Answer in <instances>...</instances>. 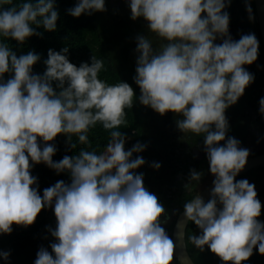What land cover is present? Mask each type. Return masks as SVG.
I'll use <instances>...</instances> for the list:
<instances>
[{"label":"trees","instance_id":"obj_1","mask_svg":"<svg viewBox=\"0 0 264 264\" xmlns=\"http://www.w3.org/2000/svg\"><path fill=\"white\" fill-rule=\"evenodd\" d=\"M104 25L84 0H0V258L6 262H31L30 249L52 229L49 199L58 201L64 231L83 229L92 214L97 219L94 208L136 151L126 152V141L145 134L144 110L129 97L135 79L159 95L157 108L179 93L181 71L172 61L157 70L161 60L142 49L133 58L123 48L126 29L113 33ZM183 59L179 53V64ZM259 146L250 156L264 153V142ZM191 195L181 193L180 204ZM218 264H264V187L250 208L224 217Z\"/></svg>","mask_w":264,"mask_h":264},{"label":"flooded vegetation","instance_id":"obj_2","mask_svg":"<svg viewBox=\"0 0 264 264\" xmlns=\"http://www.w3.org/2000/svg\"><path fill=\"white\" fill-rule=\"evenodd\" d=\"M91 1L101 10L104 6L112 9V32L126 29L127 51L133 58L142 49L145 57L161 60L155 65L157 70L170 60L181 71L175 101L163 102L168 107L161 102L157 108L153 103L159 95L149 94L150 86L135 79L129 97L144 110L145 134H139L142 140L138 142L129 140V150L135 147L136 151L110 195L94 208L97 227L92 235H100V241L108 235L107 243H115L118 249L134 246L141 252L126 253L116 264H157L156 260H162L156 257L168 253L167 229L175 218L174 210L179 212V195L195 194L192 201L201 182L209 184L204 180V168L213 166L220 140L233 139L244 146L250 131L253 139L263 134L262 35L253 5L249 10L252 0H84L87 11L94 15L97 11H91ZM179 53L184 56L180 64ZM212 86L213 92L206 93ZM188 203L182 201V211ZM209 205L212 201L199 216ZM187 229H194L195 242L198 227L191 228L189 223ZM82 233L83 229L64 231L63 227L45 231L43 246L37 247L51 257L45 252L36 256L32 251L40 259L28 264H87L88 257L76 254ZM214 233L211 230L204 236L211 241ZM202 248L209 246L199 244L198 255ZM144 249H148L145 257Z\"/></svg>","mask_w":264,"mask_h":264},{"label":"rangeland","instance_id":"obj_3","mask_svg":"<svg viewBox=\"0 0 264 264\" xmlns=\"http://www.w3.org/2000/svg\"><path fill=\"white\" fill-rule=\"evenodd\" d=\"M89 5L92 6L91 11L92 9L95 8L97 12L94 13V15L96 16L100 15L102 22L105 24L104 26H108L109 29H111L113 27V19L110 18V11H112V9L110 7L107 8L104 6L103 9L101 10L97 6V4H95V2L93 1H91ZM117 38L121 40L120 37H117ZM127 46L128 44L126 43L123 48L127 49ZM161 74L163 75V73ZM161 74H159L158 76L159 80H160ZM213 90H214V86L210 87L206 93H212ZM261 129L263 130V134L260 136H256L258 137V139H253V137L249 135V134H252L253 132L250 131L249 134H247V140L244 146L243 144L239 145L241 142H238V143L234 142L235 140L233 139L222 138L217 148V153L213 157V161H212L213 166L209 167V165H206V167L204 168V174L206 175L205 177L206 181H210L215 176L216 172L213 169L217 168L220 162L224 163L225 166L228 167L248 157L253 150H257L260 147L259 144H262L264 142V127L261 126ZM130 147H131V144L126 143L125 151L127 152L130 149ZM258 175L261 176V180L256 184H254V182L250 178H245L242 181L241 186L243 190L239 188L241 191H243L242 196L239 195L238 197H232V198H228L224 196L216 204L209 205L207 208H205L202 214L198 218H195L193 220V225L198 222L197 223L198 224L197 227L199 229L198 235L204 237V235H206V232H209L211 230L213 231L217 230L218 227L220 226L221 219L224 215L236 213L240 209L250 208L251 196L264 185V171L258 172ZM206 185H207L206 182L201 183L199 190H202ZM57 203L58 201L53 200V199L47 200L48 211H49L48 216H47V223L52 228V231L54 230L56 231L58 228L63 227L64 223L66 222V219L64 215L62 214L60 208L58 207ZM202 229H204L205 232H203ZM106 238H109V236L107 235L106 237H103L102 242L107 247L108 243H107ZM100 239H101V236L96 235V234L91 235L89 238H86L85 239L86 245L84 247H80V248L78 247L79 251L76 254H81L82 257H88L87 264H116L118 260L120 259V257L125 253V250L122 247L120 249H116V247L110 249L108 251L107 257L104 259L105 261L95 262L89 256V253H93L95 251H97L98 253L99 250H101L102 244L100 242ZM44 240H45V237L42 236L40 240V244L42 243L41 246H43ZM215 240H216V243H218L217 232L215 234ZM164 243L165 242L162 241L161 245ZM127 248L130 249V246H127ZM31 249H33V252L36 254V256L45 252L46 256L51 257V254L44 251L43 248L41 247H34ZM31 249H30L28 260L31 259V261H33L35 259L36 261L37 258H35L33 254H31ZM216 252L217 250H215L212 245L209 246V248H206L205 250H203V248L201 249V253L203 254L202 258L206 261L207 264H216V259H214L215 257L212 258V254H216ZM49 257L47 258L53 261V259ZM21 262H24V261H21ZM0 264H9V262H6V260L0 258ZM15 264H17L16 261H15ZM81 264H85V262H82Z\"/></svg>","mask_w":264,"mask_h":264},{"label":"water","instance_id":"obj_4","mask_svg":"<svg viewBox=\"0 0 264 264\" xmlns=\"http://www.w3.org/2000/svg\"><path fill=\"white\" fill-rule=\"evenodd\" d=\"M251 5L254 7L255 17L257 18L258 27L262 35L263 47H264V0H252V3H248L249 10H251ZM264 165V153L262 155L256 156L244 162H240L236 167L232 168L230 171L223 174L219 179L214 181L211 187H208L201 193H199L196 198L186 207V209L179 215L177 218L173 232H172V244L170 246L173 248L172 253L175 256V259L178 264H194L193 260L189 256L186 244H185V228L190 220L193 217L194 212H196L200 207L204 206L207 201L214 196L218 189L225 186L227 183L235 179L241 172L244 170L250 169L254 166H263ZM127 211V215H128ZM91 220L87 223L86 227L83 228V233L79 235V248L86 245L85 239L89 238L93 232V228L96 225V221L93 219V214L90 217ZM93 219V220H92ZM118 221V219H117ZM121 227H124L121 225ZM115 231L119 232V226L115 224ZM111 238H114L113 236ZM101 250L93 253H89L91 259L95 262L105 261L108 251L115 246V243H108L106 247L102 241ZM171 252V250H170Z\"/></svg>","mask_w":264,"mask_h":264},{"label":"clouds","instance_id":"obj_5","mask_svg":"<svg viewBox=\"0 0 264 264\" xmlns=\"http://www.w3.org/2000/svg\"><path fill=\"white\" fill-rule=\"evenodd\" d=\"M263 91V98H264V90H262ZM129 142V141H128ZM127 141H126V143H128ZM263 154V153H262ZM262 154H259V155H262ZM259 155H256V156H259ZM232 157V156H231ZM230 157V158H231ZM255 156H248V157H246L245 159H242V161H239V162H237L236 164H232V165H230V166H228V167H226L225 166V164L224 163H222V162H220L219 163V165L217 166V168H215V169H213V170H215V172H216V174H215V176L210 180V181H207V182H209V184H207L202 190H198V192L196 193L197 195L199 194V193H201L202 191H204L205 189H207L208 187H211V185H212V183L214 182V181H216L217 179H219V177H221L223 174H225L226 172H228V171H230L232 168H234V167H236L240 162H244V161H246V160H249V159H251V158H254ZM261 171H264V165L263 166H254V167H252V168H250V169H247V170H244L243 172H241L235 179H233L232 181H230L229 183H227L225 186H223L222 188H220V189H218L217 190V192H216V194L214 195V196H212L211 198H210V200L209 201H207V203L204 205V206H202V207H200L196 212H194V214H193V217H191L190 218V220H189V222H188V224H187V226L189 225V223H191V228L194 226V227H196V226H198V224H194L193 225V220L195 219V218H198L199 217V212L203 209V207H205L206 205H208L209 204V202H211L212 201V203L213 204H216L221 198H223L224 196H226V197H228V198H232V197H238L239 195L240 196H242V192L243 191H241L239 188H241L242 190H243V188H242V186H241V184H242V181L245 179V178H250V179H252V181L254 182V184H256V183H258L260 180H261V176H259L258 175V172H261ZM205 175V174H204ZM205 177H206V175H205ZM205 181H206V179H204ZM212 181V182H211ZM201 183H204L203 181L201 182ZM233 183H236L235 184V186L233 187V188H231V186H232V184ZM241 186V187H240ZM264 187V185L257 191V192H255L252 196H251V199H250V202L252 201V199H253V197H255L259 192H260V190L262 189ZM167 188V187H166ZM164 190V189H163ZM161 192H163V191H161ZM229 192H231V194H229ZM220 194V195H219ZM193 195H195V194H193ZM169 197H171V195H168ZM190 198V197H189ZM192 199V198H191ZM190 199V200H191ZM190 200H188V202L190 201ZM184 202H185V200H183ZM193 201V200H192ZM192 201H190L189 203H188V205L192 202ZM177 202H178V199L177 200H175V202H173V204H172V207L174 208V209H176V206H177ZM186 209V208H185ZM184 209V210H185ZM183 210V211H184ZM240 210H242V209H240ZM183 211H182V203L180 204V198H179V212L176 210H174V213H175V218L173 219V221L169 224V228L167 229L168 231V233H169V240H168V243H169V245H167V250H168V253L165 251V256L164 255H159V256H157L156 258L157 259H159V258H161V260L162 261H157L156 260V263L157 264H171V263H174V264H178L177 263V261H176V259H175V256H174V254L172 253V250H173V248L170 246V244H172V232H173V228H174V225H175V222H176V220H177V218L179 217V215L181 214V213H183ZM238 212V211H237ZM179 213V214H178ZM198 214V215H197ZM232 214H234V213H231V214H226V215H224L223 217H222V219H221V222H220V226L218 227V229L217 230H215V233H214V237L211 239V241H208L206 238H205V236L203 237V236H200V235H198L197 234V238H196V241L194 242V233L192 234L191 233V230H192V232H193V230L194 229H187V226H186V228H185V236H184V238H185V244L186 243H188L187 241H189V243H191L192 244V246H191V248L190 247H187L186 246V249H187V252H188V254H189V256L191 257V259L193 260V262H194V264H207L206 263V261L202 258V253L200 254V255H198L197 254V249H196V247L199 245V244H207L208 246H213V248L215 249V250H217V252H216V254H212V258H214V259H216V264H218V262H219V256H220V237H221V229H222V223H223V219H224V217H226V216H230V215H232ZM95 227H97V223H96V225H95ZM94 229L95 228H93V231H94ZM161 230H163V227H161L160 228V231ZM187 230V231H186ZM216 232H217V239H218V243H216V240H215V234H216ZM189 233V234H188ZM92 234H93V232H92ZM91 234V235H92ZM78 240H79V237H78ZM164 239L163 238H161L160 239V244H161V242L163 241ZM118 245H115V247H116V249H118V247H117ZM114 248V247H113ZM124 250H125V253L123 254V255H125L126 253L127 254H132L133 252H139V251H137L135 248H134V246L133 247H131L130 246V249H128L127 247H125L124 248ZM170 250H171V252H170ZM144 251V256L143 257H145V256H147V252H148V249H144L143 250ZM139 253H141V252H139ZM122 255V256H123ZM121 256V257H122ZM193 256L195 257L194 259H193ZM120 257V258H121ZM142 257V258H143ZM139 257L137 256V259H138ZM149 258V257H148ZM120 260V259H119ZM118 260V261H119ZM165 260V261H164Z\"/></svg>","mask_w":264,"mask_h":264}]
</instances>
